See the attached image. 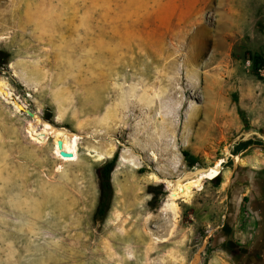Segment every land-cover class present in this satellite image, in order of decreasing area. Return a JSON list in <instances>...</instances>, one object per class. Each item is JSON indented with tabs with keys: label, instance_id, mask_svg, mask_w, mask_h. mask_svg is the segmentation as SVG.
Wrapping results in <instances>:
<instances>
[{
	"label": "rangeland",
	"instance_id": "374dc122",
	"mask_svg": "<svg viewBox=\"0 0 264 264\" xmlns=\"http://www.w3.org/2000/svg\"><path fill=\"white\" fill-rule=\"evenodd\" d=\"M0 53V264H264V0H0Z\"/></svg>",
	"mask_w": 264,
	"mask_h": 264
},
{
	"label": "trees",
	"instance_id": "16d2710c",
	"mask_svg": "<svg viewBox=\"0 0 264 264\" xmlns=\"http://www.w3.org/2000/svg\"><path fill=\"white\" fill-rule=\"evenodd\" d=\"M252 63V72L257 73L259 69L264 68V57L260 54H249L248 56ZM7 63V54L0 53V67L5 66ZM182 155L189 163L190 166L196 164V160L193 159L187 152H182ZM110 160V159H109ZM116 165V155L107 162H105L98 171L99 178V196L98 202L94 214L95 220L101 221L104 220L112 203L113 199V187L111 182V173L113 172ZM198 169V168H195ZM174 182V180H172Z\"/></svg>",
	"mask_w": 264,
	"mask_h": 264
},
{
	"label": "bare ground",
	"instance_id": "6f19581e",
	"mask_svg": "<svg viewBox=\"0 0 264 264\" xmlns=\"http://www.w3.org/2000/svg\"><path fill=\"white\" fill-rule=\"evenodd\" d=\"M0 97L4 101L12 104L13 107L16 110L19 108L21 111H23L27 116L30 117V119L33 122H37L38 124L45 125L38 112H29L22 105H19L18 108L15 106V104L11 100L12 92L8 88V86H7V84H6V82L4 80H0ZM47 128L51 131V136L52 137L61 138L63 141L69 142L73 148H75V147L78 146L79 136H77L76 134H73L71 132H68L64 128H57V127H54V126H48ZM58 146L61 147L62 145H59L58 144ZM112 150H113V147L112 148L110 147L104 154H98L97 155V158L98 159H102V158L108 157L110 155V153H111ZM62 154H64V153H62ZM149 156L152 159L157 160V155H156L155 152L151 151L149 153ZM124 161L125 160L122 157L120 159V163H122ZM197 168H198L197 169V172H200V171L203 170V167H197ZM188 175H190V172L186 173L184 178H178V179H176V181L186 182L187 179H189L187 177ZM164 206L170 208V210H172L174 213L176 212V205H175V203H170V204L165 203Z\"/></svg>",
	"mask_w": 264,
	"mask_h": 264
},
{
	"label": "water",
	"instance_id": "95a60500",
	"mask_svg": "<svg viewBox=\"0 0 264 264\" xmlns=\"http://www.w3.org/2000/svg\"><path fill=\"white\" fill-rule=\"evenodd\" d=\"M237 139L240 142H247V141L253 140V141L258 142L260 145L264 146V134H262L261 132H257L255 130H249L247 133L240 135ZM58 144L61 145V142H59ZM224 160H227V157H225ZM188 172L189 171H186V173H188ZM185 174L181 175L179 178H184ZM187 177L191 178V175H188Z\"/></svg>",
	"mask_w": 264,
	"mask_h": 264
},
{
	"label": "built area",
	"instance_id": "2783aa9c",
	"mask_svg": "<svg viewBox=\"0 0 264 264\" xmlns=\"http://www.w3.org/2000/svg\"><path fill=\"white\" fill-rule=\"evenodd\" d=\"M245 67L249 68V69H252V63H251V60H250L249 57L245 61ZM258 71H261V69H259Z\"/></svg>",
	"mask_w": 264,
	"mask_h": 264
}]
</instances>
